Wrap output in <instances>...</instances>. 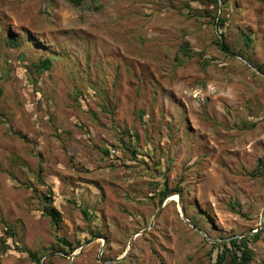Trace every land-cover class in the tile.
Masks as SVG:
<instances>
[{"label": "rangeland", "instance_id": "obj_1", "mask_svg": "<svg viewBox=\"0 0 264 264\" xmlns=\"http://www.w3.org/2000/svg\"><path fill=\"white\" fill-rule=\"evenodd\" d=\"M263 208L264 0H0V264H264Z\"/></svg>", "mask_w": 264, "mask_h": 264}, {"label": "trees", "instance_id": "obj_2", "mask_svg": "<svg viewBox=\"0 0 264 264\" xmlns=\"http://www.w3.org/2000/svg\"><path fill=\"white\" fill-rule=\"evenodd\" d=\"M189 1H200V0H189ZM224 22L223 20H221ZM244 39L247 44L252 42L251 36L249 34H244ZM11 43L14 45H18L17 38L14 35H11L10 39ZM219 47L223 51H229V47L227 44L223 42H219ZM183 51L186 55H189V49L187 47L183 48ZM250 61V59L247 58ZM52 65V60L49 57L44 58L40 61V64L37 66L40 67L42 70H49ZM258 70H262L261 66H256ZM175 190H179L176 188ZM169 190L164 192V195L168 193ZM173 191V190H171ZM180 191V190H179ZM181 192V191H180ZM47 198V196H46ZM47 214L50 215L54 222H60L62 219V213L56 206H51L49 209H46ZM85 215L89 216V212L84 209L83 210ZM259 238V234H252L250 236H243V237H232L229 241L223 242L222 248L217 253L216 264H225L227 260H229L230 264H252L254 259V250L250 246L249 242L250 239L257 240ZM75 248L72 249V251Z\"/></svg>", "mask_w": 264, "mask_h": 264}, {"label": "water", "instance_id": "obj_3", "mask_svg": "<svg viewBox=\"0 0 264 264\" xmlns=\"http://www.w3.org/2000/svg\"><path fill=\"white\" fill-rule=\"evenodd\" d=\"M179 203H180V202H179ZM162 208H163V204L160 206V208H159L158 211H160ZM181 210H183V209H181ZM261 216H262V221H263V219H264V208H263V211H262ZM152 224H153V222L151 223V225H152ZM260 228H261V225L258 227L257 230H254V231H252V232H250V233H257V232L259 231ZM245 235H247V234L244 233V234L241 235V237H243V236H245ZM134 237H135V235H134ZM134 237H132V239L130 240V246H131V244H132V241H133V238H134ZM83 249H84V246H81L80 249H79L78 251L73 252V253L71 254V256H70L71 260H73L74 257H75L77 254L81 253ZM120 259H121V258H116L115 261H118V260H120ZM101 261L103 262L102 259H101Z\"/></svg>", "mask_w": 264, "mask_h": 264}]
</instances>
